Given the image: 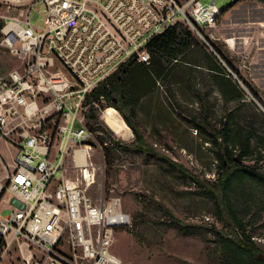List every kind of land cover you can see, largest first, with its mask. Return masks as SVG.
<instances>
[{"label":"built area","instance_id":"1","mask_svg":"<svg viewBox=\"0 0 264 264\" xmlns=\"http://www.w3.org/2000/svg\"><path fill=\"white\" fill-rule=\"evenodd\" d=\"M33 1L45 5L39 29L32 8L3 28V45L22 61L0 75V141L17 151L11 163L0 151V204L13 208L0 218L3 251L14 245L23 264H126L113 244L118 229L132 225L130 213L118 196L96 203L87 193L96 182L93 154L103 157L108 145L86 122L91 104L99 108L89 95L130 60L149 63L147 43L177 22L245 89L240 71L251 69L250 53L221 33L215 1Z\"/></svg>","mask_w":264,"mask_h":264},{"label":"rangeland","instance_id":"2","mask_svg":"<svg viewBox=\"0 0 264 264\" xmlns=\"http://www.w3.org/2000/svg\"><path fill=\"white\" fill-rule=\"evenodd\" d=\"M201 1H215L225 10L234 0ZM44 8V4L33 0H26L23 5L0 0V75L22 65L2 43L6 22L24 19L31 10L32 24L39 29L46 17ZM232 15L236 26L226 25ZM262 21L264 0H241L239 6L225 10L219 17L221 33L229 37L232 35L227 34L238 29L240 51L250 53L251 59L255 56L244 76L249 80L244 99L225 100L207 70L180 64L175 73L160 79L154 91L140 100L135 117L126 111L145 137L142 150H135L133 130L116 108L101 106L96 112L98 121L86 118L87 124L98 131L99 140L103 136L110 144H114V139L125 143V148H117L108 159L105 150L103 157L93 154L98 165L96 182L87 193L96 203L118 196L124 210L130 213L132 225L119 228L113 244L115 254L126 264H222L216 232H232V221L217 217L212 195H219L222 188L219 131L231 114L241 125L257 122L264 132V37L257 43L253 33L257 34L258 28L247 26L248 22ZM244 36H250L247 42ZM107 109L115 110L113 114L124 128L122 134H116L107 124L103 117ZM105 132L111 136L99 135ZM0 151L7 162L15 160V148L0 141ZM247 163H254L253 158ZM67 175L76 179L79 172L70 169ZM236 206L255 243L264 249V201L257 204L246 200L244 204L240 198ZM12 211L5 202L0 204V218ZM170 213L183 225L173 224ZM0 264H23V254L13 245L0 252Z\"/></svg>","mask_w":264,"mask_h":264},{"label":"trees","instance_id":"3","mask_svg":"<svg viewBox=\"0 0 264 264\" xmlns=\"http://www.w3.org/2000/svg\"><path fill=\"white\" fill-rule=\"evenodd\" d=\"M239 2L241 0H234L225 10L231 9ZM225 10H222V13ZM147 50L151 54L149 63L130 60L102 82L88 97L89 103L96 102L99 107H114L121 113L135 135V150H142L146 140L131 118L126 115V111L135 117L140 100L154 91L160 79L175 73L180 64L207 70L210 81L218 87L225 100L245 98V89L183 22H177L153 37L147 43ZM246 84L249 83L246 81ZM254 92L257 95V92ZM97 109L91 104L88 111L89 119L98 121ZM91 128L96 130L94 126ZM219 132L222 188L219 195H212L217 217L220 220L228 218L232 221V232L227 235L216 232L220 260L222 264H264V249L255 243L254 235L248 230L247 223L239 215L236 206V200L240 198H243L244 204L246 200L257 204L264 201V132L257 122L241 125L231 114L227 115ZM99 135L111 136L107 132ZM99 137L101 143L108 142L105 137ZM119 147L125 148V143L120 139H114V144L108 143L104 147L105 158L108 159ZM249 158H253L254 163H247ZM170 215L173 224L183 225L173 214ZM4 246L5 241L0 238V252Z\"/></svg>","mask_w":264,"mask_h":264},{"label":"crops","instance_id":"4","mask_svg":"<svg viewBox=\"0 0 264 264\" xmlns=\"http://www.w3.org/2000/svg\"><path fill=\"white\" fill-rule=\"evenodd\" d=\"M240 3L241 2H239V3H237L234 7H232L231 9H234V8H236L237 6H239L240 5ZM224 16H225V14H224ZM234 18V16L232 15L231 16V18L227 21V23H226V25H229V26H236V24L234 23V21H235V19H233ZM249 16H247V18H248ZM247 21H249V20H247ZM252 21V20H251ZM225 23H223L222 25H224ZM251 25H253V26H255V27H257L258 28V30H259V32L256 34L254 31V36H256L257 37V43H258V41L261 39V38H263L264 37V21H262V22H248V28H252V26ZM229 28V30H232L233 28H231V27H228ZM235 29V28H234ZM238 29H236V31L235 32H232L231 34H227V35H232V36H237L238 34H239V30L237 31ZM252 30H253V28H252ZM249 37L250 36H244V39L246 40L245 42H247V40H249ZM237 38L239 39L240 37H238L237 36ZM243 42V41H242ZM260 47V46H259ZM259 47H258V49H259ZM252 48V47H251ZM253 48H255V46L253 47ZM253 48H252V52H254V50H253ZM257 49V50H258ZM228 60H229V62L232 64V66L234 67V68H236V69H238V61H236V60H233V59H231L230 57H228ZM252 60L253 61H255V56L253 55L252 56V59H251V57H250V61H251V64H252ZM240 74L242 75V76H245L246 75V71L245 70H242V71H240Z\"/></svg>","mask_w":264,"mask_h":264},{"label":"bare ground","instance_id":"5","mask_svg":"<svg viewBox=\"0 0 264 264\" xmlns=\"http://www.w3.org/2000/svg\"><path fill=\"white\" fill-rule=\"evenodd\" d=\"M115 110L114 109H107L103 112V117L105 118L107 124L114 130L116 134H122L124 131L123 126L117 121L115 117Z\"/></svg>","mask_w":264,"mask_h":264}]
</instances>
